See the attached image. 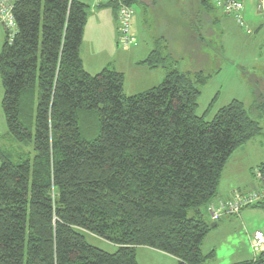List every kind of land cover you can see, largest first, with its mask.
Returning a JSON list of instances; mask_svg holds the SVG:
<instances>
[{"label":"trees","instance_id":"1","mask_svg":"<svg viewBox=\"0 0 264 264\" xmlns=\"http://www.w3.org/2000/svg\"><path fill=\"white\" fill-rule=\"evenodd\" d=\"M90 3L14 0L17 30L12 39L6 31L0 51L2 139L32 142L35 156L0 147V264H139L140 246L205 264L215 257L202 250L212 230L205 209L232 154L263 127L238 99L210 121L198 115L209 76L180 71L159 41L143 63L166 74L145 91L127 95L111 65L86 71L80 48ZM201 4L213 9L211 0ZM103 6L117 18V4ZM93 111L99 131L84 128L88 138L81 113ZM255 171L256 184L233 193L259 188ZM257 171L264 176V163ZM251 206L264 209V201ZM88 233L117 250L92 245ZM232 264H264V249Z\"/></svg>","mask_w":264,"mask_h":264},{"label":"rangeland","instance_id":"2","mask_svg":"<svg viewBox=\"0 0 264 264\" xmlns=\"http://www.w3.org/2000/svg\"><path fill=\"white\" fill-rule=\"evenodd\" d=\"M83 1L90 3V0ZM258 1L264 2V0ZM258 1L255 6L257 12ZM211 3L213 4V0ZM132 7L134 15L131 32L137 40V45L125 54H132L137 50L141 52V56H145L157 47L159 41L166 46L164 53H171L173 60L177 61V68L180 71L191 73L203 71L209 76L207 82L199 86L201 96L198 115L205 116L206 120L210 121L220 108L238 99L244 103L250 116L261 124L262 134L240 146L230 157L220 187H228L230 191L238 186L250 188L252 183L256 184L257 179L253 171L264 163V114H261L264 107L257 109L260 103H264V27L259 33H255L249 24L252 32L248 33L231 17L224 15L221 8L213 5V9L208 11L201 4V0H136L132 3ZM104 9H107L112 17L114 16L113 6L93 7L91 4L88 18L97 10ZM250 16L249 10L248 17ZM258 16L259 21L264 23V16L261 13ZM257 18L253 21L256 22ZM85 26L81 54L86 57L85 60H88L87 57L93 56L95 48L102 47V44L100 42L97 45L95 42L97 24L89 21ZM101 30L100 26L99 35L102 38ZM201 34L204 40L200 39ZM114 47L119 52H123L122 47L118 45V39ZM110 49L111 47L105 46L100 52L106 50L107 56L114 54V50ZM110 63L111 67L117 63L116 67L125 72L126 94L145 91L158 85L164 78L165 72L162 66L157 67L158 69H145L140 77V74L136 73L137 68L127 65L124 60H111ZM3 95L0 76V147H15L24 151L25 158L33 159L35 151L32 142L13 143L2 139L7 132L2 107ZM80 126L85 137L90 138L89 129L84 130V128L88 127L94 132L99 131L98 113L96 111L81 113ZM34 131L33 128V133ZM229 198L230 195L226 197L218 194L216 199L209 203L208 221L211 220L209 219L211 206L219 199ZM226 217L228 216L224 215L218 220V226L210 231L202 245L204 253L215 252V257L205 264H232L240 261L239 259H246L240 256L243 248L249 251L250 257L255 254L251 248L250 236L256 231L246 232V228L242 225L228 223ZM256 218L264 221V210H261ZM87 240L105 251L113 253L117 250L115 244L93 234L88 233ZM137 259L139 264H174L175 262L172 257L145 248L137 250Z\"/></svg>","mask_w":264,"mask_h":264},{"label":"built area","instance_id":"3","mask_svg":"<svg viewBox=\"0 0 264 264\" xmlns=\"http://www.w3.org/2000/svg\"><path fill=\"white\" fill-rule=\"evenodd\" d=\"M103 3L117 4V39L118 45L129 49L137 45V40L132 34L133 7L124 0H92L93 7ZM213 5L221 8L224 15L231 17L240 27L248 33L252 30L245 18V0H213ZM14 0H0V23L12 39L16 33L17 25L13 15ZM258 12L264 16V2L258 3ZM256 177L261 181V186L255 190L241 192L236 190L229 199H219L209 210L211 221L217 222L224 215H238L240 211L258 202L264 201V176L260 171H255ZM251 248L255 254L264 249V233L256 231L250 236Z\"/></svg>","mask_w":264,"mask_h":264},{"label":"crops","instance_id":"4","mask_svg":"<svg viewBox=\"0 0 264 264\" xmlns=\"http://www.w3.org/2000/svg\"><path fill=\"white\" fill-rule=\"evenodd\" d=\"M257 1L258 0H245V5H246L245 18H246V22H247L248 25L250 24L253 27L255 33H259L264 27V23L259 21V19H260L259 16H258L259 13L255 9ZM258 3H259V1H258ZM249 10L251 11V16L250 17H248ZM105 11H106V13H105ZM107 11H108L107 9L97 10L96 12L93 13V15H91L88 18L87 23L89 21H93V23L97 24V30H96L95 35H94L95 42H96L97 45H98V43L101 42L102 47L95 48L93 56L87 57L88 60H85L86 57L81 54V48H80V55H81V58H82L84 69L86 71H88L89 73H91V74L92 73L96 74V73H98L101 70V68L106 67L107 65H110L111 64L110 63L111 60H118V61L119 60H122V61L124 60V62H126L127 65L137 68L136 73H139L140 77H141V74L143 73V71L145 69L146 70L147 69H151V67H149L147 64L143 63V61L147 59V57L149 56V54H150V52L152 50L150 52H148L145 56L144 55L141 56V52H139L137 50L134 51L132 54H125L126 52H130V50H132L135 46L133 48H129V49H125V48L123 49L122 48L121 50L123 52H119L118 50H116V48L114 47V43H116V39H117V18L115 16V13H114V16L112 17L111 13L107 12ZM255 14H257L258 18H257V16ZM255 18H257L256 22L253 21V19H255ZM100 26H101V29H102L101 30L102 38L99 35ZM84 33L85 32H83V38H84ZM5 38H6V29L0 23V51L2 49V45H3L4 41H5ZM83 38H82V40H83ZM103 43L105 44V46L111 47L110 50L113 49L114 50V54H109L107 56L106 55V50L100 52V50L103 49V47H105ZM105 60H110V61H105ZM90 65H92V66L90 67ZM116 66H117V63L114 65V68L117 69L118 71L122 72L125 75V72L122 69L117 68ZM152 69H154V68H152ZM155 69H158V68L156 67ZM164 72H165L164 73V77H165V74H166V70L165 69H164ZM124 85H125V82H124ZM135 94H137V93H135ZM127 95H133V94H127ZM220 185H221V182H220ZM236 188H240V187L238 186ZM236 188H233V189H231L229 191L228 187H226V188L222 187L221 188L219 186V194H221V195L223 194L224 196L227 197V196L231 195L233 190L236 189ZM228 191H229V193L225 194V192H228ZM207 210L208 209L206 207L205 213H206V218L208 219V211ZM261 210H264V209L260 208V207L251 206V207L243 209L239 216H234V217H231V216L229 217L228 216L226 218H228L227 221L230 224H232V222H234L236 224L242 225L244 228H246L245 229L246 232L251 233V232H254V231H261V232L264 233V221L263 220H259V219L256 218L257 214ZM229 218H235V219L232 220V219H229ZM209 219H210V217H209ZM209 222H211L212 224L213 223L215 224L212 227V229L216 228L218 226V223H219V222H214V221H211V220ZM139 248L153 249V248L146 247V246H140V247L137 248V250ZM153 250H156V249H153ZM156 251H159V250H156ZM241 251H242V255H240V256H242V258L250 259V258L253 257V256L250 257L249 251L248 250L245 251V248H243ZM159 252L163 253V255H167L169 257L174 258L175 259L174 264H179V260L176 257L171 256V255H169L167 253H164L162 251H159ZM239 260L242 261V260H245V259H239ZM138 263H139V260H138Z\"/></svg>","mask_w":264,"mask_h":264},{"label":"water","instance_id":"5","mask_svg":"<svg viewBox=\"0 0 264 264\" xmlns=\"http://www.w3.org/2000/svg\"><path fill=\"white\" fill-rule=\"evenodd\" d=\"M215 224L213 223V224H211V226L213 227Z\"/></svg>","mask_w":264,"mask_h":264}]
</instances>
